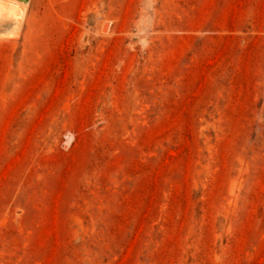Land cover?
I'll return each mask as SVG.
<instances>
[{
  "label": "rangeland",
  "instance_id": "374dc122",
  "mask_svg": "<svg viewBox=\"0 0 264 264\" xmlns=\"http://www.w3.org/2000/svg\"><path fill=\"white\" fill-rule=\"evenodd\" d=\"M23 3L0 264H264V0Z\"/></svg>",
  "mask_w": 264,
  "mask_h": 264
},
{
  "label": "bare ground",
  "instance_id": "6f19581e",
  "mask_svg": "<svg viewBox=\"0 0 264 264\" xmlns=\"http://www.w3.org/2000/svg\"><path fill=\"white\" fill-rule=\"evenodd\" d=\"M24 1L26 0H0V7L4 9L3 12L0 13V20H10L14 22V24H11L13 26H11L13 28L12 31L14 32L19 28V24L22 21V9L26 7L23 3ZM104 20H106V18L102 20L100 29ZM108 26L109 23H105L102 30L106 31ZM12 36H15V34H12Z\"/></svg>",
  "mask_w": 264,
  "mask_h": 264
},
{
  "label": "water",
  "instance_id": "95a60500",
  "mask_svg": "<svg viewBox=\"0 0 264 264\" xmlns=\"http://www.w3.org/2000/svg\"><path fill=\"white\" fill-rule=\"evenodd\" d=\"M104 24H105V22H103V23H102V26H101V28H103V27H104Z\"/></svg>",
  "mask_w": 264,
  "mask_h": 264
}]
</instances>
